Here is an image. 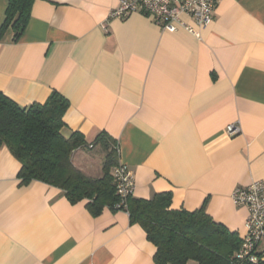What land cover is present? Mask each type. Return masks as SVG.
<instances>
[{"label":"crops","instance_id":"1","mask_svg":"<svg viewBox=\"0 0 264 264\" xmlns=\"http://www.w3.org/2000/svg\"><path fill=\"white\" fill-rule=\"evenodd\" d=\"M118 2L34 0L24 31L0 38V91L20 106L57 91L69 103L61 133L112 138L111 173L128 167L132 197L166 193L170 209L203 207L241 239L247 210L231 193L264 183V0H220L198 37L141 12L110 19ZM232 124L239 131L229 134ZM99 147L77 149L73 165L101 176ZM19 168L0 145V264H157L125 210L92 215L55 186L19 184Z\"/></svg>","mask_w":264,"mask_h":264},{"label":"trees","instance_id":"2","mask_svg":"<svg viewBox=\"0 0 264 264\" xmlns=\"http://www.w3.org/2000/svg\"><path fill=\"white\" fill-rule=\"evenodd\" d=\"M34 0H9L0 25V38L10 27L16 39L25 29ZM68 100L53 90L42 103L20 106L0 91V145H4L19 161V184L36 180L55 186L71 203L86 201L85 207L98 215L104 207L125 210L131 223L139 224L146 238L156 248L157 264H264L236 259L241 245L236 232L212 219L200 207L194 211L170 209V196L159 193L151 199L128 195L120 207L121 198L111 168L117 163L115 142L100 133L87 144L83 135L72 131L66 137L63 115ZM99 144L104 152L101 176L94 178L77 169L72 154L85 146ZM91 147V148H92Z\"/></svg>","mask_w":264,"mask_h":264},{"label":"built area","instance_id":"3","mask_svg":"<svg viewBox=\"0 0 264 264\" xmlns=\"http://www.w3.org/2000/svg\"><path fill=\"white\" fill-rule=\"evenodd\" d=\"M220 0H119L118 5L108 13L110 19L125 18L133 12L150 15L164 30L173 32L179 28L198 37L200 30L207 27L213 17L215 6ZM183 17L192 21L188 23ZM106 30L105 24L102 25ZM239 131L236 124L229 125L227 132ZM92 146H90L91 148ZM116 192L121 198L116 207H120L125 198L133 193L131 171L124 164L118 163L113 171ZM234 205L247 210L244 222V234L236 252V259L249 262H264V183L253 181L245 187H237L231 193Z\"/></svg>","mask_w":264,"mask_h":264},{"label":"rangeland","instance_id":"4","mask_svg":"<svg viewBox=\"0 0 264 264\" xmlns=\"http://www.w3.org/2000/svg\"><path fill=\"white\" fill-rule=\"evenodd\" d=\"M91 149V148H90ZM96 151H99V153L101 154V152L100 151H102V150H100V147L99 148H97V150ZM95 153V152H94ZM94 178H97V177H94Z\"/></svg>","mask_w":264,"mask_h":264}]
</instances>
